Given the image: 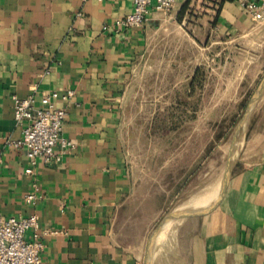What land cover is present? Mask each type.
Here are the masks:
<instances>
[{"label":"crops","instance_id":"crops-1","mask_svg":"<svg viewBox=\"0 0 264 264\" xmlns=\"http://www.w3.org/2000/svg\"><path fill=\"white\" fill-rule=\"evenodd\" d=\"M132 9L133 0H0V216L39 215L40 228L26 236L44 242L42 264H264V93L246 118L226 186L225 178L192 211L213 207L182 219L171 246L152 259L125 234L123 211L137 190L124 136L136 69L150 56L169 65L163 52L174 47L181 56L195 51L198 76L206 44L237 45L259 25L239 0H176L169 11L153 3L140 28L104 29ZM52 93L75 146L59 163H38L41 193L30 206L27 152L8 143L22 135L13 95L34 96L40 107Z\"/></svg>","mask_w":264,"mask_h":264},{"label":"rangeland","instance_id":"rangeland-1","mask_svg":"<svg viewBox=\"0 0 264 264\" xmlns=\"http://www.w3.org/2000/svg\"><path fill=\"white\" fill-rule=\"evenodd\" d=\"M255 23L258 32L239 36L237 45H229V38L215 49L206 44L198 76L192 74L195 51L181 56L174 47L163 52L169 65L150 56L133 74L124 136L137 190L123 211V230L150 259L157 248L171 246L169 238L162 243L167 216L183 212L191 197L222 183L229 161L233 166L243 118L264 79V19ZM160 233L162 241L156 243Z\"/></svg>","mask_w":264,"mask_h":264},{"label":"built area","instance_id":"built-area-1","mask_svg":"<svg viewBox=\"0 0 264 264\" xmlns=\"http://www.w3.org/2000/svg\"><path fill=\"white\" fill-rule=\"evenodd\" d=\"M176 0H133V9L125 16L118 17L112 24H106L104 29L120 33L142 27L150 13V7L158 11H169ZM254 20L264 19V0H239ZM56 93L42 98V105L36 106L35 97L21 98L13 95L14 116L17 124L22 127V135L18 139L8 140L16 148H24L30 164L25 169L26 174L33 176L31 191L26 194V202L34 206L40 197L41 187L37 181L36 166L38 163L53 164L62 161L64 154L74 148L72 141L63 136V128L67 111L55 105ZM70 90L62 96L63 99L73 97ZM61 144L60 151L56 150ZM0 155V168L2 165ZM40 228V217L32 212L26 216H0V264H42L41 253L44 242L34 236L27 238L29 231ZM54 233H58L54 231Z\"/></svg>","mask_w":264,"mask_h":264},{"label":"water","instance_id":"water-1","mask_svg":"<svg viewBox=\"0 0 264 264\" xmlns=\"http://www.w3.org/2000/svg\"><path fill=\"white\" fill-rule=\"evenodd\" d=\"M263 93H264V79H263V81H262V83L260 84V86H259V88L257 89V91H256V93H255V95L253 96V98H252V100H251V102H250V105H249V107H248V109H247V112H246V114H245V116H244V118H243V122L242 123H244L245 121H246V118H248V116H249V113L251 112V108H253V106H254V104L259 100V98L263 95ZM231 161H229V163H228V166H227V171H226V173H227V175L225 176L226 177V182H225V186H226V184H227V182H228V179H229V176H230V171H231ZM225 186H224V189H225ZM224 189H223V192H224ZM223 192H222V194H223ZM222 194H221V196H222ZM220 196V197H221ZM220 197H219V199H220ZM218 199V200H219ZM218 200H217V202H218ZM216 202V203H217ZM215 203V204H216ZM211 207H213V205L211 206ZM211 207H208V208H206V209H203V210H199V211H191V212H187V213H185V214H183V216H185V217H187V216H189V215H193V214H195V213H199V212H203V211H207V210H209ZM170 217L171 216H167V218L165 219V221H164V223H167V222H169V220H170ZM163 223V224H164ZM163 224L155 231V234L153 235V238L151 239L152 241L151 242H153L154 241V238H155V235L156 234H158L161 230H162V226H163ZM150 250V249H149Z\"/></svg>","mask_w":264,"mask_h":264},{"label":"bare ground","instance_id":"bare-ground-1","mask_svg":"<svg viewBox=\"0 0 264 264\" xmlns=\"http://www.w3.org/2000/svg\"><path fill=\"white\" fill-rule=\"evenodd\" d=\"M248 120V119H247ZM245 123V122H244ZM246 124V123H245ZM226 172V171H225ZM207 191H209L208 189L205 191V192H200V193H198V194H196V195H194L193 197H191V199L189 200V201H187V202H185V203H183V205H185V207L183 208V212H182V210L180 211V213H173L172 214V216H171V219H174L173 220V222H172V224L171 225H169L168 226V228L167 229H165L164 231H165V233H168L167 234V236H165L164 238H162V240H165L166 238H169L170 240L173 238V236H174V231L176 232V220H178V217H179V219H180V217H181V215H183V214H185L184 212V210H186L187 208H191V210L189 211V212H191L192 211V209L194 208V206L198 203V201L201 199V197L203 196V195H205L206 194V192ZM184 219V218H183ZM182 220V219H181ZM181 220H180V222H181ZM160 237V236H159ZM158 237V238H159ZM159 240H161L160 238H159ZM161 240V241H162ZM172 242V241H171ZM176 242V241H175ZM172 246H174V245H172ZM175 246H176V244H175ZM174 248V247H173Z\"/></svg>","mask_w":264,"mask_h":264}]
</instances>
